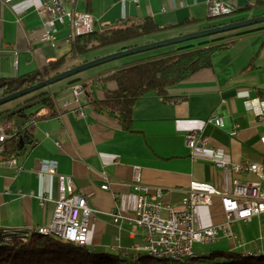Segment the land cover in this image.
<instances>
[{"label":"crops","instance_id":"1","mask_svg":"<svg viewBox=\"0 0 264 264\" xmlns=\"http://www.w3.org/2000/svg\"><path fill=\"white\" fill-rule=\"evenodd\" d=\"M44 1L0 0V78L24 75L40 69L49 60L69 54L73 33L68 25L66 31L58 26L59 33L53 45L41 42L46 17L39 16L37 9ZM215 1L239 9L255 0L80 2L81 11L94 18L96 30L147 17L169 27L147 39V44L201 31L204 22L179 24L187 19L207 18L209 6ZM80 2L73 7L76 11ZM114 52L103 49L94 56L99 58ZM93 59L91 56L90 60ZM129 61L118 59L78 77L87 83L96 75L102 72H105L103 76L108 75ZM114 88L113 83L107 82L103 87L95 85L89 90L94 99L99 100L103 98V89ZM59 89L58 95L57 89H49L55 94L56 115L27 125L29 138L24 143V155L17 160L30 162L34 170L38 169L40 161H55L58 174L72 176L75 192L86 197L93 211L86 240L89 250L116 253L131 262L136 258L134 247L143 243V237L141 229L130 222L137 197L127 184L133 180L135 169H138L141 183L163 189L161 201L176 210L182 208L183 191L191 182L208 184L231 195L234 180L240 183L260 181L251 172L223 171L213 166L210 157L199 147L189 149L186 146L184 135L200 131L208 139L207 147L224 151L226 163L264 164V123L256 116L257 100H264V30L240 37L230 49L213 57L210 68L169 88L167 102L154 94L139 99L133 108L130 132L124 131L112 116L95 112L90 104H87L84 117L72 111L74 105L61 109V104L73 99L68 81ZM209 117L221 118L223 126L215 128L207 124ZM3 125L16 128L14 123ZM232 132L236 134L231 136ZM102 173L111 179L108 190L101 189ZM32 192L45 195L49 201L41 206L29 195ZM150 197L154 198L152 191ZM56 199V176L35 172L16 175L12 169L0 165V228L6 234L27 236L38 227L49 225ZM114 211L122 216L119 226L107 216ZM192 215L197 230L217 226L225 219L218 197H213L209 205L195 206ZM232 230L235 239H240L234 252L264 253V222L260 217L236 222Z\"/></svg>","mask_w":264,"mask_h":264},{"label":"trees","instance_id":"2","mask_svg":"<svg viewBox=\"0 0 264 264\" xmlns=\"http://www.w3.org/2000/svg\"><path fill=\"white\" fill-rule=\"evenodd\" d=\"M260 16H264V0H255L253 4L234 9L228 15L209 14L203 20L187 19L179 25L204 22L202 30H206ZM168 28L147 17L132 23L122 22L101 30L94 29L88 34L73 35L69 54L49 60L40 69L24 75L0 78V98L86 63L91 56L96 59L94 53L99 50L113 49L117 52L135 48ZM262 30L264 23L200 38L195 44L183 43L167 51L135 58L120 68H114L108 75L103 76L105 72L96 75L87 83L78 75L66 81L70 86L81 83L87 103L93 110L112 116L124 131L130 132L133 108L139 99L154 94L167 102L169 88L210 68L213 57L230 49L240 37ZM107 82L113 83L115 88L103 89V98L94 99L90 85L103 87ZM54 96L48 87H44L17 99L12 107L0 110V124L14 123L17 130L15 136L3 143L0 161L24 155V143L29 138L27 125L56 115ZM217 259H223V262L219 263ZM0 264H264V253L243 256L234 251H211L206 255L195 253L194 258L185 262L157 260L141 254L131 262L119 254L101 249L89 250L86 246L80 247L55 236L41 235L37 230L30 235L19 236L8 235L0 228Z\"/></svg>","mask_w":264,"mask_h":264},{"label":"built area","instance_id":"3","mask_svg":"<svg viewBox=\"0 0 264 264\" xmlns=\"http://www.w3.org/2000/svg\"><path fill=\"white\" fill-rule=\"evenodd\" d=\"M86 0H45L37 9L39 16H45L43 22L45 32L41 42L54 44L58 26L68 25L73 35H83L95 29V20L87 12H78L73 7L76 3ZM234 8L220 1L209 6L211 16L228 15ZM72 101L61 104V109L71 108L78 117L85 116L87 107L85 89L81 83L73 84L69 89ZM256 113L258 119L264 123V100L258 101ZM249 104V101L246 102ZM249 107L247 106V109ZM207 124L221 128L223 120L219 117H209ZM9 132V133H7ZM16 128L0 124V154L2 145L11 136L16 135ZM236 133L232 132L231 136ZM207 138L200 131H192L184 135V142L189 149L199 147L210 157L213 166L223 171L251 172L258 176V182L240 183L233 181L234 190L231 195L221 193L208 184L191 182L188 189L183 191L182 208L176 210L172 205L161 201L163 189L148 187L141 183L138 169L133 180L127 183L134 190L137 201L130 222L141 229L143 243L134 247V253L159 252L161 254H184L194 252V244L209 245L222 238L234 239L232 225L238 221H247L253 217H261L264 221V164L254 163H226L224 151L207 147ZM0 165L12 169L16 175L21 172H35L39 175H54L57 178V199L54 201V211L49 225L38 227L50 234L62 236L63 239L86 245L88 222L92 210L87 204L86 197L76 193L73 187V178L70 175L57 173L55 161H40L37 170L28 161L18 162L17 158L0 161ZM102 190H108L111 179L101 174ZM152 191L154 198L150 197ZM35 197L43 206L48 200L45 195L29 194ZM20 197L22 195L19 193ZM213 197H218L225 216L224 221L214 227L197 230L194 227L192 211L197 205H209ZM111 222L120 225L122 216L118 211L107 214ZM118 246H116L117 248ZM125 254V253H123ZM126 255V254H125Z\"/></svg>","mask_w":264,"mask_h":264},{"label":"water","instance_id":"4","mask_svg":"<svg viewBox=\"0 0 264 264\" xmlns=\"http://www.w3.org/2000/svg\"><path fill=\"white\" fill-rule=\"evenodd\" d=\"M261 23H264V16L250 18V19H246L244 21L230 23L227 25H223V26H219V27H215V28H211V29H206V30H201V31L193 32V33L184 34V35H179L176 37H171V38L163 39L160 41L150 42V43L143 44V45L137 46L135 48H131V49L124 50V51H117V52L111 53L109 55L90 60V61L83 63L81 65H78L76 67L68 68L67 70L63 71L62 73L55 75V76H53V77H51L45 81H42V82H40L34 86L28 87L26 89H23V90L15 92L13 94H10L6 97L0 98V106L4 105L10 101L19 99L25 95L31 94V93H33L37 90H40L44 87H48V86H50L56 82L66 80L70 77H73V76H75L81 72H84L86 70H89L91 68H94V67H97V66H100V65H103V64H106V63L127 57V56H131V55L147 52L150 50H155L158 48L187 42L190 40H196V39L209 37V36H213V35L220 34V33L238 30V29L246 28V27L261 24ZM249 220H247V221H249ZM261 220H262V218H261ZM238 222H246V221H238ZM209 245H211V244H209ZM244 252H247V251H244ZM252 253H263V252H252ZM240 254H242V253H240Z\"/></svg>","mask_w":264,"mask_h":264},{"label":"rangeland","instance_id":"5","mask_svg":"<svg viewBox=\"0 0 264 264\" xmlns=\"http://www.w3.org/2000/svg\"><path fill=\"white\" fill-rule=\"evenodd\" d=\"M81 2L78 4V11L79 12H83L81 11ZM263 24V23H261ZM259 25V24H258ZM63 31H66L67 29V26H61ZM197 40L199 39H196V40H190V41H187V42H183V43H192V44H195L197 42ZM183 43H179V44H183ZM179 44H175V45H171V46H166V47H162V48H158V49H155V50H150V51H147V52H143V53H139V54H135V55H131V56H127V57H124V58H121V59H128V60H133L137 57H141V56H145V55H149V54H152L154 52H157V51H162V50H167V49H171L172 47H175ZM104 65H107V64H103V65H100L99 67H102ZM96 69L95 67L94 68H91L89 70H86L84 72H81L79 74H77L79 77H84L87 73H89L90 71ZM66 84V81L65 80H62V81H59V82H56L50 86H48V89L52 90H56V95L59 94V87L61 85H65ZM90 89H93V86L90 85ZM17 103V99L16 100H13V101H10L2 106H0V110L1 109H4V108H10L12 107L13 105H15ZM235 233V232H234ZM56 237V236H55ZM59 238V237H58ZM237 240H240L239 238ZM235 238L234 239H226V238H222V240L220 242H217L215 244H212V245H203V244H194V251L195 253H198V254H202V255H206V254H209L211 251H218V252H226V251H231L233 250L235 247L237 248V241ZM78 246V245H77ZM86 246V245H85ZM82 247V246H80ZM231 249V250H230ZM233 251H236V250H233ZM217 262L219 263H222L223 262V259H217L216 260Z\"/></svg>","mask_w":264,"mask_h":264},{"label":"bare ground","instance_id":"6","mask_svg":"<svg viewBox=\"0 0 264 264\" xmlns=\"http://www.w3.org/2000/svg\"><path fill=\"white\" fill-rule=\"evenodd\" d=\"M36 230L41 235L56 236V237H59L60 239H62L63 241H66V242H69V243H72V244H75V245H78V246H85V245H83L81 243H75V242L69 241L67 239H63L62 236H58V235H55V234H50V233H48L45 230H39V228H37ZM141 254H147L150 257L154 258V259L167 260V261H170V262H185V261H188V260H190V259L195 257V252H185L184 254H161L159 252H139L138 254H136V258L135 259H137ZM256 254H259V253H252V252H248V251L242 253L243 256H251V255H256ZM123 256H126V255L123 254Z\"/></svg>","mask_w":264,"mask_h":264}]
</instances>
